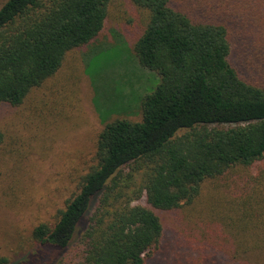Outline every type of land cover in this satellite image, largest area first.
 Returning a JSON list of instances; mask_svg holds the SVG:
<instances>
[{"label":"trees","instance_id":"1","mask_svg":"<svg viewBox=\"0 0 264 264\" xmlns=\"http://www.w3.org/2000/svg\"><path fill=\"white\" fill-rule=\"evenodd\" d=\"M111 2L5 0L0 106H21L68 53L97 39ZM129 2L145 18L132 50L159 83L141 100L138 121L116 117L105 124L76 191L51 224L33 228V242L60 252L78 240L77 264H146L163 227L135 201L174 211L193 203L205 182L243 168L256 173L249 176L252 194L226 218L232 259L264 254V74L260 80L240 75L230 34L232 23L245 21L264 34V0ZM10 262L0 255V264Z\"/></svg>","mask_w":264,"mask_h":264},{"label":"rangeland","instance_id":"2","mask_svg":"<svg viewBox=\"0 0 264 264\" xmlns=\"http://www.w3.org/2000/svg\"><path fill=\"white\" fill-rule=\"evenodd\" d=\"M5 0H0V6ZM144 15L129 0H112L103 31L67 54L61 69L19 107L0 106V255L10 264H77L78 240L69 250L42 249L32 240L40 223L51 224L92 164L95 143L116 117L138 121L140 102L159 83L132 50ZM231 61L247 79L263 77L264 34L247 21L232 23ZM107 116V117H105ZM128 171V170H127ZM243 169L202 185L197 199L174 211L153 210L163 235L146 264H264V254L233 258L225 227L241 198L252 194ZM37 250V251H36Z\"/></svg>","mask_w":264,"mask_h":264}]
</instances>
